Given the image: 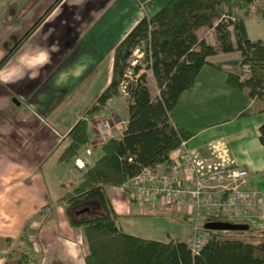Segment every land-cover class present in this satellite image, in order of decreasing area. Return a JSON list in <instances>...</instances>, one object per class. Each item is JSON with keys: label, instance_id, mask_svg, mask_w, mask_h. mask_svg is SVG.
<instances>
[{"label": "crops", "instance_id": "0c3cea01", "mask_svg": "<svg viewBox=\"0 0 264 264\" xmlns=\"http://www.w3.org/2000/svg\"><path fill=\"white\" fill-rule=\"evenodd\" d=\"M169 1L0 0V34L16 35L20 42L0 59L6 57L0 66V264H85V238L80 228L70 225L60 200L66 192L58 186L76 178L71 162L60 163L59 157L69 143L68 132L85 118L87 108L76 113L74 105L65 118L62 107L74 100L87 73L104 57L109 58L110 83L116 46L143 17L153 16ZM210 44H216L215 38ZM240 58L239 52L209 57L210 65L202 67L194 86L179 97L166 127L189 134L187 148L204 171L245 168L247 185L264 192V146L258 139L264 115L253 114V100L227 83L226 73L240 72ZM147 77L152 95L151 72ZM89 137L73 162L94 163L102 155L101 147H94L90 128ZM105 193L119 226L134 236L138 235L129 221L136 211L153 212L159 204L152 198L147 203L134 200L121 186H107ZM174 207L167 209L176 213ZM184 216L189 226V215ZM250 226L252 237L247 240L264 241V218ZM30 231L31 254L20 262L14 248ZM170 239L187 242L175 236L157 241Z\"/></svg>", "mask_w": 264, "mask_h": 264}, {"label": "trees", "instance_id": "16d2710c", "mask_svg": "<svg viewBox=\"0 0 264 264\" xmlns=\"http://www.w3.org/2000/svg\"><path fill=\"white\" fill-rule=\"evenodd\" d=\"M251 4L252 0H170L153 16L143 17L116 46L110 83L86 116L101 113L110 100L125 96V128L119 138L101 147L99 159L60 198L70 225L80 228L85 238V264H264V241L247 240L253 232L249 223H240L248 225L246 231L206 230V241L193 253L187 242L178 239L162 242L125 233L105 193V187H120L143 169L171 162L172 153L189 134L166 126L179 97L194 86L209 57L240 53L236 64L241 70L226 73L227 83L253 100V114L264 115V43L249 39L244 21ZM237 11L245 13L239 16ZM203 29L214 32L215 45L198 36ZM136 50L141 57L131 60ZM143 71L151 72L155 97ZM67 138L69 143L59 157L65 164L89 142L88 122L77 121ZM258 139L264 146V122ZM208 222L238 224L219 217Z\"/></svg>", "mask_w": 264, "mask_h": 264}, {"label": "built area", "instance_id": "2783aa9c", "mask_svg": "<svg viewBox=\"0 0 264 264\" xmlns=\"http://www.w3.org/2000/svg\"><path fill=\"white\" fill-rule=\"evenodd\" d=\"M140 57L141 54L137 56ZM127 77L131 79V71L127 72ZM125 125L126 122L116 127L110 120L103 119L92 125L91 133L99 138L98 144L104 145L121 136ZM174 152L171 162L163 168L143 169L121 187L134 200L152 198L159 199L164 206L186 205L192 232L188 244L193 253L198 252L207 239L205 224L209 218H225L238 224L264 218V192L247 185L249 175L245 168L220 166L204 171L184 140ZM83 164L81 159L75 161L79 169Z\"/></svg>", "mask_w": 264, "mask_h": 264}, {"label": "rangeland", "instance_id": "374dc122", "mask_svg": "<svg viewBox=\"0 0 264 264\" xmlns=\"http://www.w3.org/2000/svg\"><path fill=\"white\" fill-rule=\"evenodd\" d=\"M244 11H237V15L244 14ZM245 24L247 28L248 37L250 40H261L264 43V0H252V4L249 7L248 10V17L245 18ZM211 34V35H210ZM209 31L203 32V37L206 39V41L210 44L211 41L214 40V33H211ZM20 42L16 38V35L12 34H5V32H2L0 34V59L7 54V52H10V50L15 51L18 47V44ZM139 53H133L132 59L134 60L137 58ZM109 58L104 57L101 62L90 72L87 73V77L85 80H83V85L80 86V88L77 89L75 96L73 97L74 100H70L69 102L64 103V111L63 116L66 115L65 118H67L66 112L73 106H76L75 112L79 113L84 111L86 108V111L84 112V119L88 122L89 128L92 129V125L98 121H101L103 119L110 120L116 127H119L123 125L124 122L127 121V99L126 98H118L117 100H114L112 103L107 105L106 109L102 111L101 113L95 115V116H86L87 110L94 104V100L105 90V88L108 86L109 78L111 70L109 69ZM146 73V84L147 83V72ZM132 78V75H131ZM149 88L152 93V97H155L157 95L156 89L152 83V81L149 80ZM62 106V105H61ZM115 134L116 131H114ZM99 138L96 136L92 137V142L94 144V147L96 145L102 147L103 145L98 144ZM95 154V153H94ZM74 160L71 161V166H73L74 174H72V178L74 175L76 178H74V184L72 183H66L61 186H58V189H61V192H67L71 191L72 187L76 186L79 183L81 174L85 169L92 165V161L88 160L86 166V160L84 161V164L81 165V168H77L75 166ZM69 165V166H70ZM68 174V173H67ZM58 176V174H57ZM62 176V174L60 175ZM58 180L62 181L63 177H57ZM59 181V182H60ZM51 197L53 196L52 191H50ZM156 200V199H155ZM140 201H144L147 203L148 201L145 199H140ZM159 204L154 208L153 212L150 211H142L140 212V209L136 211V215L131 218V221H129L130 227L132 229V233L135 235H138L140 237H145L148 239L153 240H167L170 236L178 237L181 240H186L187 243L191 240L190 236L192 234L190 222L188 226V222H184L183 218L184 213L187 214L186 205L178 206V205H169L164 206L162 202L157 199ZM150 204V203H149ZM154 205L153 203H151ZM182 204H186V202H182ZM161 206V207H160ZM175 206L176 207V213L175 211H172L171 213H174L175 215L172 217L171 213L167 208ZM160 207V208H159ZM174 207V208H175ZM92 208V207H91ZM165 209V211H164ZM167 210V211H166ZM169 216V217H168ZM80 218V217H76ZM23 238L20 240L22 242L21 245H18V249L20 251H17V248H14V252L16 250L17 256H19V261L21 262L23 260V257L28 254H31V243H32V232H27L22 234ZM247 236H251V234H248ZM252 237V236H251ZM21 246V247H20ZM15 255V254H14ZM22 255V256H21ZM6 254L4 255V257ZM25 256V257H26ZM9 262V261H7ZM10 262H15V260H12ZM8 264V263H4Z\"/></svg>", "mask_w": 264, "mask_h": 264}, {"label": "water", "instance_id": "95a60500", "mask_svg": "<svg viewBox=\"0 0 264 264\" xmlns=\"http://www.w3.org/2000/svg\"><path fill=\"white\" fill-rule=\"evenodd\" d=\"M205 229L209 231H246L248 225L245 224H233L230 222H208L205 224Z\"/></svg>", "mask_w": 264, "mask_h": 264}]
</instances>
